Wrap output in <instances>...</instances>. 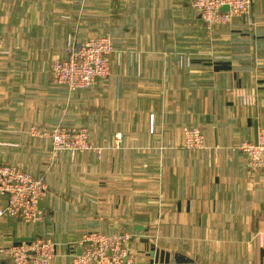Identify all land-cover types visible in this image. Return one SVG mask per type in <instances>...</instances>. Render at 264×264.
I'll list each match as a JSON object with an SVG mask.
<instances>
[{"label": "crops", "instance_id": "crops-1", "mask_svg": "<svg viewBox=\"0 0 264 264\" xmlns=\"http://www.w3.org/2000/svg\"><path fill=\"white\" fill-rule=\"evenodd\" d=\"M192 2L0 0V162L49 185L42 222L0 218V249L51 235L53 264H70L101 230L130 233L138 264H264V171L241 149L264 126V0L211 32ZM99 34L114 42L111 74L70 92L52 64ZM57 125L88 128L102 158L49 165L50 143L28 131ZM191 126L207 148H184Z\"/></svg>", "mask_w": 264, "mask_h": 264}, {"label": "built area", "instance_id": "built-area-1", "mask_svg": "<svg viewBox=\"0 0 264 264\" xmlns=\"http://www.w3.org/2000/svg\"><path fill=\"white\" fill-rule=\"evenodd\" d=\"M228 6V10L223 7ZM192 8L200 14L206 29L211 32L226 26L235 18L249 15L253 0H193ZM0 34V52L4 50ZM114 42L110 35L99 34L83 42H69L65 57L52 64V75L70 92L91 89L111 74ZM154 118L152 119V122ZM28 134L50 143L48 164L65 152L72 154L94 151L102 158L103 148L90 140L88 128L57 125L53 128L31 126ZM121 135H117L119 141ZM118 145V143L116 144ZM183 146L189 150L207 148L205 135L196 126L184 131ZM242 151L252 172L264 171V126L259 128L257 140L244 142ZM49 194L45 175L35 176L20 164L0 162V218L18 219L26 224H38L45 218L42 203ZM133 236L128 232L90 231L76 244L80 254H74L70 264H138L139 254L132 247ZM58 243L51 236H36L31 240L12 243L0 249L6 264H53Z\"/></svg>", "mask_w": 264, "mask_h": 264}, {"label": "water", "instance_id": "water-1", "mask_svg": "<svg viewBox=\"0 0 264 264\" xmlns=\"http://www.w3.org/2000/svg\"><path fill=\"white\" fill-rule=\"evenodd\" d=\"M228 9H229L228 6L223 7V10H228ZM139 228H140L139 226L135 227L136 230H140ZM31 239H34V237L33 238H18V241L31 240ZM80 252H81V250H79L78 254H80ZM176 260L178 262L185 261V260H183V256H177Z\"/></svg>", "mask_w": 264, "mask_h": 264}, {"label": "rangeland", "instance_id": "rangeland-1", "mask_svg": "<svg viewBox=\"0 0 264 264\" xmlns=\"http://www.w3.org/2000/svg\"><path fill=\"white\" fill-rule=\"evenodd\" d=\"M1 34V33H0ZM1 36H2V34H1ZM2 38H3V36H2ZM4 39V38H3ZM3 47H4V41H3ZM49 156V155H48Z\"/></svg>", "mask_w": 264, "mask_h": 264}]
</instances>
